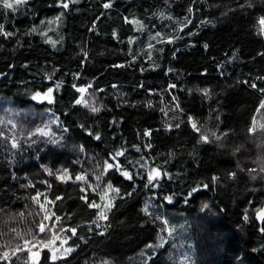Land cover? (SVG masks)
I'll use <instances>...</instances> for the list:
<instances>
[{"label": "trees", "instance_id": "1", "mask_svg": "<svg viewBox=\"0 0 264 264\" xmlns=\"http://www.w3.org/2000/svg\"><path fill=\"white\" fill-rule=\"evenodd\" d=\"M63 2H0V264H264V0ZM117 151L131 179L104 170ZM109 183L97 226L88 205ZM62 232L68 255L30 260L27 245Z\"/></svg>", "mask_w": 264, "mask_h": 264}, {"label": "snow or ice", "instance_id": "2", "mask_svg": "<svg viewBox=\"0 0 264 264\" xmlns=\"http://www.w3.org/2000/svg\"><path fill=\"white\" fill-rule=\"evenodd\" d=\"M0 2L3 3V6L5 8H13L14 4L15 5L23 4V3H25V0H11V2H10V0H0ZM71 2H74V0H68V2H63L62 3V6L64 8H68L69 7V3H71ZM103 7L104 8H109V7H111V4L110 3H105L103 5ZM57 19H59V18H57ZM49 23H51V21ZM258 23L261 26V28H260L261 33H264V17H260L259 20H258ZM32 31H35V29L33 28ZM0 33H2L6 37L12 35V33H10V32H4L3 31V25H0ZM114 35H115V33H114ZM57 87H59V85H57ZM89 87H90V85H89ZM252 87H256V85L253 84ZM77 90L82 94V98L76 100V103L77 104H82L83 103V104L87 105V101H85L83 99V93H85L86 89L83 88V87H81V88H79ZM204 91L206 92L207 90H204ZM52 92H53V89L52 88H49L47 90V92L43 93V96L42 97H41V94L40 93H36L33 98L34 99H36V98H43V99L51 100V98H52ZM91 111L96 112V111H98V109L96 107H91ZM189 120L192 121V118L189 117ZM192 127H193V129L195 131H197V132L200 131L199 127H197V125H196L195 122H192ZM254 130L255 129H253V128H250L249 129L250 132L251 131H254ZM45 134H47V133H45ZM145 135H149V133L146 131L145 132ZM213 135H215V134L213 133ZM217 139H219V137H217ZM201 140L204 141V142H207L208 141V136L207 135H201ZM53 143H55V141H53ZM13 146L15 147V144H13ZM149 147H150V145H149ZM121 155H123V152L122 151H117L115 153V156L113 157V159H115V157H119ZM113 167L117 168V170H120V165L118 163L113 164V163H109L107 161L104 162V170L105 171H107L108 169H112ZM252 171H255V169H253ZM261 171H264V168H262ZM122 175L124 177H126L127 179H131L132 178L128 171H122ZM232 175H234V174H232ZM159 176H160V172L157 169L153 168V169H151L149 171L148 180L151 183L155 178H157ZM69 178L70 177L68 176L67 169H65L63 171V175H60V176L57 177V179H60V180H67ZM99 178L100 177H97V179H99ZM75 179L77 181H85L86 180V177H85V175L81 174V175H77L75 177ZM213 179H216V178L214 177ZM106 187H107V191H105L101 195V200H105L108 197V192L109 191L119 192V189L112 188V185L110 183ZM81 190L84 191V189H81ZM195 191H197V189L196 188H193L192 189V192H195ZM41 195H43V194L38 192L36 196H33L32 197V199L34 201H36L37 203H39L38 197H40ZM189 195H191V193H189ZM56 199L59 200L60 197H56ZM82 199H86V197H82ZM165 199L170 202L172 200V196H167V197H165ZM45 200L47 201V197L46 196H45ZM48 203H53V202L52 201H48ZM88 206L90 208H96V209L99 210L98 211V217H99V219H107V211L111 209L112 204H111V201H108V202L104 203L103 205L97 204L96 202L93 201V202H90ZM40 207H41V209H43L45 207V205L44 204H40ZM204 207L206 208L207 205H204ZM143 210L145 212H148V206L146 205ZM52 215H55V214L53 213ZM256 216H257L258 219H264V208L257 209ZM49 218L50 217L48 215H45L44 216V219L45 220H47ZM55 219L58 221V220H60V217L59 216H56ZM157 219H161V218L160 217H157ZM245 219H247V216H245ZM163 224H164L165 227L162 229V231H166V232H168L169 235H171L173 229L170 228V227H168V221L167 220H163ZM45 229H46V226L44 225L43 222H41L39 224V230L41 232H44ZM13 231H15V229H13ZM262 231H264V229H262ZM72 232L75 234V229H72ZM161 240L163 241V238H161ZM25 244H28V241L27 240H25ZM149 247H151V246H149ZM17 250H19V249H17ZM64 251L65 252H70V251H72V249L69 248V249H65ZM0 258H5L6 259L7 258V253H4L3 254V257H0ZM52 259L53 260L57 259V256L55 254V251H53Z\"/></svg>", "mask_w": 264, "mask_h": 264}, {"label": "rangeland", "instance_id": "3", "mask_svg": "<svg viewBox=\"0 0 264 264\" xmlns=\"http://www.w3.org/2000/svg\"><path fill=\"white\" fill-rule=\"evenodd\" d=\"M10 2H11V0H10ZM46 36H47L46 38H47V40L49 42H51L53 44H56V38H54L52 34H50V33L48 34L47 33ZM81 98H82V94H81V96H80L79 99H81ZM113 157H114V155H111L110 158L108 160H106V161L109 162V163H113V164L118 163L120 165V170H118L120 173H122V171H128L129 174H130V171L128 169L124 168L123 166H121L120 162L118 161V159L116 157H115V159H113ZM81 174L82 173H79L77 175H81ZM79 182H80V184L82 186V189H84V192H87L88 190H91L92 189L91 183H90V181L87 178H86L85 181H79ZM112 188L118 189V188L114 187L113 185H112ZM106 191H107V188H106ZM40 193H42V192H40ZM117 195H118V192L109 191L108 192V197L105 200H101V196H100L99 200L96 203L103 205L104 203H106L108 201H111V204H113V200H114V198ZM45 196L46 195H42V197L40 199V204H44L45 205V207L42 209V212H43V215L44 216L45 215H48L51 218L53 216L52 215L53 214V212H52V204L53 203H48V201H51V200L46 196L47 197V201H46L45 200ZM153 199L154 198L152 196H148L146 198V200H145V204H144L143 209L147 205L148 206V211H149L150 207L152 206ZM98 211L99 210L97 209V215H96L94 221L97 224V226H102L103 223H104V221H105V219H99V217H98ZM108 211H107V213H108ZM49 219H47V220H49ZM55 221H57V220L55 219ZM168 227L172 228V226L169 223H168ZM161 238H163V241L161 240ZM166 239L167 238L165 237L164 233L160 234L157 237L156 241L150 245L151 246V249L154 250V249H157V248L161 247L165 243ZM68 241H69V236H67L65 232H62V233L56 234L48 242L35 241L34 243H32L30 245V247H29V245H27L28 248H30V253H29L30 260L32 262H37L38 259H39V257H40L41 249L42 248H45V247H47L50 250L51 258L53 256V251H55V254H56L57 258L65 257L66 255H68L69 252H65L64 250L65 249H69V248L70 249H73L74 248L73 246H71L68 243ZM174 242L176 243L177 240H175Z\"/></svg>", "mask_w": 264, "mask_h": 264}]
</instances>
